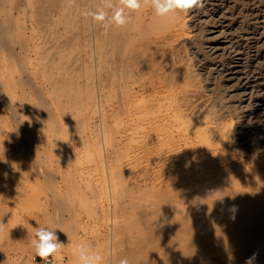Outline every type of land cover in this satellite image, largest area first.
Segmentation results:
<instances>
[{"label": "rangeland", "instance_id": "obj_1", "mask_svg": "<svg viewBox=\"0 0 264 264\" xmlns=\"http://www.w3.org/2000/svg\"><path fill=\"white\" fill-rule=\"evenodd\" d=\"M46 1L0 0V88L22 84L28 89H42L37 92L34 88V95H27L32 105L40 108V101L44 108L53 105L55 111L44 109V129L28 139L14 132L9 108L3 107L0 112V121L7 123L0 127L4 140L10 138L11 144L13 139L17 144L23 138L35 140H29L31 150L25 142L28 150L19 144L15 152H7L11 157L6 152L0 154V159L9 161L7 166L2 163L3 167L0 163V207L4 206L0 210V264H35L37 256L31 241L39 226L57 229L64 244L59 250V264H77L73 249L79 244L97 253L100 264H119L125 258L119 250L136 243L146 254L128 259L129 264H167V258L174 264H184L186 260H176L190 250V245L210 233L214 239L224 236L227 229L222 227H231L225 224L231 220L219 224L224 216H218L219 203L228 190L236 189L242 202L250 193L264 190V184L251 189L211 181L218 175L234 176L241 171L250 175L264 172V0H201L189 10H177L167 18L154 20L150 0H140L138 10L125 8L124 15L142 12L135 26L142 34L131 42L139 64L129 76L140 73L157 81L154 87L147 79L145 86L140 88L138 82V86L130 84L127 89L116 56L108 52L105 59L110 68L106 70V60L97 52L93 20L85 15L91 11V0ZM42 2L54 7L51 10L45 6L51 12L44 10ZM26 119L29 117H22ZM168 132L174 135L170 137ZM17 161L19 164H15ZM15 172L19 177L24 175L22 182ZM14 178L18 179L15 184ZM259 178L264 183V175ZM204 185L220 190L206 196L201 192ZM210 219L217 223L212 220L214 225L204 224ZM176 222L185 230L180 231ZM196 223L203 224L197 225L199 230ZM150 228L168 230L169 238L168 232L162 236L169 241L162 237L150 240ZM190 240L192 243H188Z\"/></svg>", "mask_w": 264, "mask_h": 264}, {"label": "bare ground", "instance_id": "obj_2", "mask_svg": "<svg viewBox=\"0 0 264 264\" xmlns=\"http://www.w3.org/2000/svg\"><path fill=\"white\" fill-rule=\"evenodd\" d=\"M37 1V0H36ZM46 1V0H45ZM49 1V0H48ZM51 1V0H50ZM53 1V0H52ZM51 1V2H52ZM59 1V0H58ZM58 1H56V2H58ZM87 1V0H86ZM38 2H40V1H38ZM47 2V1H46ZM50 2V4H52L53 5V3H51ZM111 2H112V4L114 5V6H117V7H119L120 5H118L117 4V0H116V3H114L115 1L114 0H111ZM43 3V2H42ZM42 3H40V5L42 4ZM33 4H36V3H33ZM48 4V3H47ZM49 4V5H50ZM55 4V3H54ZM58 5H59V2L57 3ZM39 5V6H40ZM43 5H44V3H43ZM56 5V4H55ZM58 5H56L57 6V8H58ZM73 5H74V2H73ZM75 5H76V3H75ZM35 6H37L36 7V9L38 8V10L39 11H42V9L40 8V7H38V5H35ZM45 6L46 7H51V6H48V5H44V7L43 6H41V7H43V8H45ZM103 6V4H102V0H91V11L92 10H94V9H96V8H99V7H102ZM77 7H79V5L77 6ZM40 8V9H39ZM54 8V7H53ZM52 7H51V10L53 9ZM151 8V7H150ZM46 9L47 8H45L44 10L46 11ZM56 9V8H55ZM38 10H36V11H38ZM50 10V9H49ZM48 10V11H49ZM51 10H50V12H51ZM79 10V9H78ZM43 11V14L44 13H48V11ZM57 11V10H56ZM105 11L107 12V15H108V17H111V15H112V10L111 9H107V8H105ZM128 11V10H127ZM133 12V11H132ZM40 13H42V12H40ZM46 13V14H47ZM55 13V12H54ZM131 13V12H130ZM46 14H44L45 16H46ZM134 14V13H133ZM141 15H142V12H141V10H139L138 12H136L134 15H132V16H129V15H125L127 18H128V23L126 24V25H124V26H116L114 23H112L111 24V26H110V29H109V31H107V32H105L104 31V29H103V27H102V22H100V21H94L93 19H92V17H91V19L93 20V37L95 38V41H96V45H97V48H98V53H100L101 54V57L102 58H104L105 59V57H108L107 55H108V52H112L115 56H116V62L117 63H119V65L118 66H122V74H123V82H124V85H125V87H126V89L129 87V85L131 84V85H134V84H137L138 82L141 84L140 85V88H141V86L142 85H146V82H147V79H149L150 80V82H149V80H148V82L154 87L155 85H156V83H157V81L156 80H154L155 78L153 77V79L152 78H149V77H145L143 74H140V73H138L136 76L135 75H132V76H129V74H130V72L131 71H133V70H135V64H139L138 63V61L137 60H135V58H136V50H132V48H131V42H132V39H133V37L134 36H137V35H139V34H142V32L139 30V29H137L135 26H137V23L138 22H140L141 21ZM48 16H50V18H51V15L49 14ZM44 17V16H43ZM155 17H160V16H157L156 14H154L153 15V18H152V20H154V18ZM161 18H167V15L166 16H163V17H161ZM79 20V19H78ZM77 20V21H78ZM52 21V20H51ZM47 22V21H46ZM83 22V21H82ZM43 23V22H42ZM75 24V23H74ZM9 26V25H8ZM79 26V25H78ZM164 26V25H163ZM43 27V26H42ZM60 27V26H59ZM11 28V27H10ZM9 28V29H10ZM3 29V28H2ZM46 29V28H45ZM42 30H44L43 28H42ZM7 31V30H6ZM92 31V30H91ZM50 32V31H49ZM78 32V31H77ZM1 33V32H0ZM3 33V32H2ZM103 33V34H102ZM101 34H102V36H101ZM0 35H2V34H0ZM87 35V34H86ZM163 35V34H162ZM67 36V35H66ZM75 36V35H74ZM73 36V37H74ZM146 36V35H145ZM153 36V35H152ZM161 36V35H160ZM49 37V36H48ZM70 37V36H69ZM157 37V36H156ZM162 37V36H161ZM153 38H155V37H153ZM66 39V38H65ZM69 39V38H68ZM85 39V38H84ZM64 40V39H63ZM152 40V39H151ZM154 41H155V39H153ZM156 40H159V39H156ZM70 41V40H69ZM77 41V40H76ZM75 41V42H76ZM99 41V42H98ZM145 41V40H144ZM143 41V42H144ZM60 42H61V40H60ZM60 42H59V44H60ZM72 42V41H71ZM94 42V41H93ZM145 42H147V41H145ZM149 42H151V41H149ZM153 42V41H152ZM156 42V41H155ZM57 43V42H56ZM64 43V42H63ZM69 43V42H68ZM72 43H74V42H72ZM83 43V42H82ZM137 45H138V42L136 43ZM51 45V44H50ZM63 45V44H62ZM69 45V44H68ZM93 45H95V44H93ZM109 45H110V47H109ZM59 46H61V45H59ZM58 46V47H59ZM66 47V46H65ZM95 47V46H94ZM144 47V46H143ZM68 48V47H67ZM93 48V47H92ZM137 48V47H136ZM59 49V48H58ZM66 49V48H65ZM89 49V48H88ZM94 49V48H93ZM177 49V48H176ZM175 49V50H176ZM52 50H54V49H52ZM157 50V49H156ZM159 50V49H158ZM55 51V50H54ZM79 51V50H78ZM94 51H95V49H94ZM88 52H89V50H88ZM54 53V52H53ZM172 53V52H171ZM74 55V54H73ZM76 55V54H75ZM95 56H96V53H95ZM172 56V55H171ZM54 57V56H53ZM69 57V56H68ZM95 58V57H94ZM110 58V57H109ZM50 59H52V57H50ZM49 59V60H50ZM75 59V58H74ZM86 59V58H85ZM96 59H97V57H96ZM106 60V59H105ZM114 61V60H113ZM147 61V60H146ZM177 61V60H176ZM84 62V61H83ZM82 62V63H83ZM95 62V61H94ZM96 63H97V61H96ZM187 63V62H186ZM183 64H184V62H183ZM105 69L106 70H108L110 67V63H109V61H105ZM103 65V66H104ZM69 66V65H68ZM99 66V65H98ZM100 66H101V68H102V65H101V63H100ZM144 66V65H143ZM75 67V66H74ZM135 67V68H134ZM79 68V67H78ZM100 68V67H99ZM113 68V67H112ZM118 68V67H117ZM75 69V68H74ZM68 70V69H67ZM118 70H119V68H118ZM195 70V69H194ZM96 71V70H95ZM156 71V70H155ZM74 72V71H73ZM72 72V73H73ZM165 72V71H164ZM96 73V72H95ZM103 73V72H102ZM119 73V72H118ZM135 73V72H134ZM97 74V73H96ZM108 74H110V73H108ZM118 75V74H117ZM195 75V74H194ZM198 75V74H197ZM108 76V75H107ZM167 76V75H166ZM168 76H170V75H168ZM168 76H167V78H168ZM177 76V75H176ZM100 77H101V75H100ZM161 77V76H160ZM56 78V77H55ZM99 78V77H98ZM106 79H107V77H106ZM106 79H105V82H107L106 81ZM169 79V78H168ZM59 80H60V78H59ZM62 80V79H61ZM117 80H119V79H117ZM155 81V83H153L154 81ZM96 81H97V78H96ZM109 81H110V77H109ZM153 81V82H152ZM54 82V81H53ZM168 82H171V80L170 81H168ZM190 82V81H189ZM149 83L147 84V85H149ZM153 83V84H152ZM176 83V82H175ZM13 84V83H12ZM21 84V83H20ZM83 84V83H82ZM117 84V83H116ZM118 84H119V82H118ZM180 84V83H179ZM4 85H6V84H4ZM66 85V84H65ZM12 86V85H11ZM118 86V85H117ZM137 86H138V84H137ZM4 87H6V86H4ZM40 87V86H39ZM70 87V86H69ZM99 87V86H98ZM143 87V86H142ZM172 87V86H171ZM30 88V87H29ZM35 88V87H34ZM34 88H30V89H28V88H26L25 86H23L22 84H21V86H19L18 85V87H6V88H0V112L2 111V109H3V107H5V109L6 108H9L11 111H9V112H11V114H10V116H11V123L12 124H14V129L16 130V131H14L15 133H21V135H22V137H24V138H31L30 137V135L34 132V133H36L37 135L39 134H41V132H40V130L41 129H44L43 127H44V125H46L45 124V119H44V116H41V113H44V112H46V111H44V109L45 108H48L49 106H48V104H49V102L47 103V105L46 106H48V107H45L44 108V104H43V102H40V101H38L39 103H40V108H41V110H39L40 108H39V105L37 106V107H35L34 108V106L32 105V100L27 96V95H29V94H32V95H34V93L35 92H32L33 91V89ZM40 88H42V86L40 87ZM57 88V87H56ZM119 88V87H118ZM147 88H148V86H147ZM156 88H157V86H156ZM39 89V88H38ZM38 89H36L35 88V90L38 92ZM138 89V88H137ZM40 90V89H39ZM42 90V89H41ZM40 90V91H41ZM43 90H44V88H43ZM190 90H191V88H190ZM128 91V90H127ZM176 91V90H175ZM45 91H43V93H44ZM131 92V91H130ZM132 93V92H131ZM171 93V92H170ZM38 94V93H37ZM36 94V95H37ZM125 94H126V91H125ZM122 95V94H121ZM120 95V96H121ZM167 95V94H166ZM166 95L164 96V97H166ZM169 95V94H168ZM30 96V95H29ZM40 96H42L41 95V92H40ZM45 96H47V95H45ZM44 96V97H45ZM119 96V97H120ZM132 96V95H131ZM114 97H116V96H114ZM159 97V96H158ZM157 97V98H158ZM32 98H33V96H32ZM38 99V96L37 97H35V99ZM48 98V97H47ZM42 99V98H41ZM128 99V98H127ZM31 100V101H30ZM34 100V99H33ZM35 101V100H34ZM34 101H33V103H34ZM45 101V100H44ZM46 101H49V99L48 100H46ZM119 101H120V98H119ZM127 101V100H126ZM126 101H124V102H126ZM146 101V100H145ZM167 101V100H166ZM195 101V100H194ZM37 102V101H36ZM38 102H37V104H38ZM51 102V101H50ZM45 103V102H44ZM121 103V102H120ZM132 103H133V101H132ZM46 104V103H45ZM112 104V103H111ZM134 104V103H133ZM35 105V104H34ZM52 105V104H51ZM184 105V104H183ZM134 106V105H133ZM140 106H141V103H140ZM143 106V105H142ZM51 107V106H50ZM52 107H53V105H52ZM52 107L49 109V110H51L52 109ZM138 107V106H137ZM149 107V106H148ZM140 108V107H139ZM5 109H4V111H5ZM8 109V110H9ZM123 109V108H122ZM126 109V108H125ZM137 108H134V110H136ZM145 109V108H144ZM7 110V109H6ZM46 110V109H45ZM53 110V112H55L54 111V109H52ZM51 110V111H52ZM133 110V111H134ZM172 110V109H171ZM51 111H49V114H51L50 112ZM124 111V110H123ZM8 112V111H7ZM57 112V111H56ZM126 112H128V111H126ZM169 112V111H168ZM213 113V112H212ZM1 114H3V113H1ZM1 114H0V118H1ZM5 114V113H4ZM40 115V116H39ZM42 115H46V113L45 114H42ZM115 115H116V113H115ZM171 115V114H170ZM29 117V120H22V117ZM47 116H48V113H47ZM51 116V115H50ZM55 116V115H54ZM51 117H53V116H51ZM51 117H50V119H51ZM53 118H55V120L57 119V118H59V117H53ZM52 118V119H53ZM135 118V117H134ZM142 118H145V117H142ZM3 119H4V117H3ZM20 119V120H19ZM25 119V118H24ZM51 119V120H52ZM148 119V118H147ZM146 119V120H147ZM167 120V119H166ZM173 120V119H172ZM53 121V120H52ZM150 121V120H149ZM3 122H5L4 120H1L0 121V127H5V126H7V123H3ZM37 122V123H36ZM47 122H48V120H47ZM49 122H51V121H49ZM58 122V121H57ZM151 122V121H150ZM179 123V122H178ZM194 123V122H193ZM52 124H54V123H52ZM60 125V123H57V125ZM129 124V123H128ZM168 125H170V124H168ZM53 126V125H52ZM157 126V125H156ZM160 126V125H159ZM162 127V126H161ZM168 127V126H167ZM166 127V128H167ZM174 127V126H173ZM216 127H218V126H216ZM55 128H56V125H55ZM188 128V127H187ZM212 128V127H211ZM214 128V127H213ZM47 129V128H46ZM49 129V128H48ZM53 129V128H52ZM51 129V130H52ZM56 129H59L58 127L56 128ZM145 129V128H144ZM5 130V129H4ZM51 130H49V131H51ZM55 130V129H54ZM54 130H52V131H54ZM60 130V129H59ZM11 131V130H10ZM12 131H13V129H12ZM38 131H39V133H38ZM42 131V130H41ZM48 131V132H49ZM163 131V130H162ZM217 131H219V130H217ZM0 132H1V130H0ZM7 132V131H6ZM58 132V130L55 132V133H57ZM46 133V132H45ZM162 133V132H161ZM2 133H0V140L2 141L1 143H0V154H2V153H5V154H7V155H10V154H12V153H10L11 151H14L15 152V150H16V147H17V145H19V144H21V145H26V143H27V146H28V148L30 147V145L32 146V142H29V140H31V139H29V140H27L26 141V139L24 140V138L22 139V141L20 142V143H14V139H13V143L11 144L8 140L10 139H8L7 141L6 140H4V135L2 136L1 135ZM7 134V133H6ZM5 134V136H7L8 134H9V131H8V134L6 135ZM11 134V133H10ZM54 133H50V135H53ZM58 134V133H57ZM171 134V135H170ZM172 132L171 133H169L168 132V135L171 137L172 136ZM192 134V133H191ZM213 134H215V133H213ZM16 135H18V134H16ZM20 135V134H19ZM18 135V136H19ZM59 135H61V133L59 134ZM59 135H57L58 137H59ZM156 135V134H155ZM174 135V134H173ZM46 136H48V135H46ZM191 136V135H190ZM193 136V135H192ZM195 136V135H194ZM8 137V136H7ZM12 137V136H11ZM17 137V136H16ZM33 137H35V135L33 136ZM186 137V136H185ZM13 138V137H12ZM19 138H20V136H19ZM49 138V137H48ZM52 138V137H51ZM167 138V137H166ZM36 139V138H35ZM40 139H42V138H40ZM50 139V138H49ZM49 139H47V141L49 140ZM59 139H60V137H59ZM154 139V138H153ZM175 139V138H174ZM188 139V138H187ZM24 140V141H23ZM162 140V139H161ZM172 140V139H171ZM201 140V139H200ZM199 140V141H200ZM230 140V139H229ZM11 141V140H10ZM31 141H35V140H31ZM57 141H59V140H57ZM57 141L55 142V143H57ZM26 142V143H25ZM44 142V141H43ZM178 142V141H177ZM202 142V141H201ZM31 143V144H30ZM35 143V142H34ZM34 143H33V145H34ZM60 143V142H59ZM186 143V142H185ZM41 144H42V142H41ZM45 144V143H44ZM47 144V143H46ZM50 144V143H49ZM12 145H14V147L15 148H13V146ZM53 145V144H52ZM59 144H57V148L59 147L58 146ZM169 146V145H168ZM167 146V147H168ZM24 147H26V146H24ZM46 147H47V145H46ZM205 147V146H204ZM221 147V146H220ZM207 148V147H206ZM26 149H27V147H26ZM30 149V148H29ZM49 149V148H48ZM211 149H212V147H211ZM28 150V149H27ZM31 150V149H30ZM29 150V151H30ZM58 150H59V148H58ZM194 150V149H193ZM210 150V149H209ZM57 151V150H56ZM7 152H9L10 154H8ZM53 152V151H52ZM32 153V152H31ZM5 154H4V156H5ZM17 154V153H16ZM37 154V153H36ZM35 154V155H36ZM53 154V153H52ZM58 154V153H57ZM226 154V153H225ZM33 155H34V153H33ZM38 155V154H37ZM3 155H1V157H2ZM13 156V155H12ZM16 156H19V154H17ZM15 156V154H14V156H13V159H16V158H14V157H16ZM32 156V155H31ZM8 157H11V155L10 156H8ZM57 158H58V156H56ZM6 158H7V156H6ZM23 158V157H22ZM32 158L33 159H36V157H33L32 156ZM39 158V157H38ZM264 158V157H263ZM9 159V158H8ZM12 159V158H11ZM40 159V158H39ZM38 159V160H39ZM211 159V158H210ZM228 159V158H227ZM250 159V158H249ZM2 162H0L1 164L2 163H5V165L6 164H8L9 163V161L7 160V161H5V159H0ZM18 160V159H17ZM38 160H36V162L38 161ZM11 161V160H10ZM39 161H41V160H39ZM7 162V163H6ZM20 162H21V160H20ZM42 162V161H41ZM216 162V161H215ZM12 164H13V161L11 162ZM19 164V162L17 161V162H15V164ZM0 164V165H1ZM216 164V163H215ZM40 165V164H39ZM43 165V164H42ZM173 165V164H172ZM254 165H256V164H254ZM7 166V165H6ZM5 166V167H6ZM9 167H11L10 165H8ZM18 166V165H17ZM25 167H27L26 166V163H25V165H24ZM41 166V165H40ZM2 167H3V164H2ZM29 167V166H28ZM244 167V166H243ZM1 168V167H0ZM19 168H20V166H19ZM214 169H215V167H213ZM252 168H253V165H252ZM15 169V171H16V169L17 168H14ZM14 169H13V171H14ZM25 169H27V168H25ZM30 169H32V168H30ZM30 169H28V171H30ZM236 168H233V170H235ZM242 169V168H241ZM249 169H251V167L249 168ZM24 170V169H23ZM19 171H21V170H19ZM27 170H24L23 172H28ZM226 171V170H225ZM17 172V171H16ZM16 172H15V174H16ZM33 172H35V171H33ZM41 172H43L44 173V171H41ZM244 171H241L240 173H238V175H234V176H232V175H230V174H225V175H218L216 178L214 177L211 181L212 182H218L219 183V185H221V183L223 184V185H225V184H227V185H245V186H247V187H253V188H255V187H260V186H263L262 184H264V183H262L261 181L259 182V176H262V175H264V172H261L259 175H250V174H245V173H243ZM235 173V172H234ZM20 174V173H19ZM5 175V174H4ZM9 175V174H8ZM10 175L12 176L13 174H11L10 173ZM16 175H18V174H16ZM23 175V174H22ZM22 175H20V177H19V175L17 176V178H19V180H20V178H21V176ZM29 175V174H28ZM32 175V174H31ZM3 176V175H2ZM7 176V175H6ZM13 177V176H12ZM15 177V176H14ZM23 177H24V175H23ZM0 178H2V177H0ZM5 178V177H4ZM16 178V177H15ZM14 178V179H15ZM27 179H29L28 177H26ZM191 178H194V177H191ZM210 178V177H209ZM7 178H5L4 179V181L6 180ZM11 179V178H10ZM12 180V179H11ZM18 180V179H17ZM16 179H15V181L13 182L14 184H15V182L17 181ZM197 180V179H196ZM21 181V180H20ZM11 182V183H12ZM18 182V181H17ZM22 182V181H21ZM30 182V181H29ZM28 182V183H29ZM12 183V184H13ZM17 184V183H16ZM18 184H20V183H18ZM22 184H24L25 185V183H22ZM7 185H9V184H7ZM17 186V185H16ZM23 186V185H22ZM214 186V185H213ZM19 187L17 186V189H18ZM21 188V187H20ZM24 188H26V187H23V189ZM264 188V187H263ZM22 189V188H21ZM26 189H28V188H26ZM24 190V191H27V190ZM55 189V188H54ZM192 189V188H191ZM252 189V188H251ZM7 190V189H6ZM56 190V189H55ZM199 190V189H198ZM220 189H218V187L217 188H213L212 187V185L211 186H209V185H204V188H203V190H201V192L202 193H204V194H206V196H208L211 192H214V191H219ZM236 190V189H235ZM235 190H234V192H228V191H230V190H228L227 191V193L225 194V195H223L224 197H223V199H222V201L219 203V204H221V207H220V214L218 215V216H224V217H222V218H220L219 219V224H220V222L222 223V222H226L227 220H231L232 221V223H230V222H227V223H225L227 226L228 225H230L231 227H227L226 228V226L224 227H222L223 229H227V231L226 230H224V233H223V235L224 236H219L218 238H216V239H214V238H212V236H210L212 233H210L209 234V236H205V237H203V238H201V240L200 239H198L199 240V242L198 243H196L195 245H190V247H189V251L187 250V253L185 254V255H181V256H178L179 257V259H177L176 261H178L179 263H182L183 261H185L186 260V262L184 263V264H228L229 262H233L234 264H264V190H262V192L261 191H259V192H257L256 194H254V195H251V193L250 192H248V193H250V195H247V196H245L246 198H245V200L242 202V200L243 199H238L237 198V196L239 195L238 193H236L235 192ZM21 191H23V190H21ZM21 191H20V194H21ZM23 191V192H24ZM169 191H171V189L169 190ZM191 191V190H190ZM237 191V190H236ZM240 191V190H239ZM196 192V191H195ZM199 192V191H198ZM200 192V193H201ZM210 192V193H209ZM243 192V191H242ZM209 193V194H208ZM220 193V192H219ZM241 193V192H240ZM245 193V192H244ZM253 193H255V192H253ZM23 194V193H22ZM25 195H28V193L26 192V193H24ZM23 194V195H24ZM181 194V193H180ZM185 195H186V193H184ZM203 195V194H202ZM177 196V195H176ZM209 196H211V195H209ZM155 197V196H154ZM169 197V196H168ZM203 197V196H202ZM205 197V196H204ZM203 197V198H204ZM242 197V196H241ZM206 198V197H205ZM216 198V197H215ZM243 198V197H242ZM174 199V198H173ZM172 199V200H173ZM192 199V198H191ZM220 199V198H219ZM159 200H160V198H159ZM175 200H177V199H175ZM215 200V199H214ZM168 201H170V200H168ZM167 201V202H168ZM179 201H180V199H179ZM188 201V200H187ZM217 201V200H216ZM151 203V202H150ZM154 203H156V202H154ZM179 203V202H178ZM186 203V202H185ZM3 204V203H2ZM1 204V205H2ZM9 204V203H8ZM191 204V203H190ZM202 204V203H201ZM4 205V204H3ZM162 205V204H161ZM203 205V204H202ZM201 205V206H202ZM8 206V205H7ZM3 208H4V206H2ZM2 207H0V210H2L3 208ZM2 208V209H1ZM199 208V207H198ZM157 209V208H156ZM178 209V208H177ZM202 209V208H201ZM219 209V208H218ZM151 210V209H150ZM167 210V209H166ZM200 210V209H199ZM214 210H215V208H214ZM217 210V209H216ZM158 210H156V212H157ZM143 213H144V211H142ZM167 212V211H166ZM166 212L164 213V212H162V214L164 213V214H166ZM1 213V212H0ZM148 213V212H147ZM159 214H161L160 212H158ZM172 213V212H171ZM204 213V212H203ZM150 214H151V212H150ZM211 214V213H210ZM209 214V215H210ZM205 215V214H204ZM208 215V214H207ZM228 215L230 216V217H228ZM142 216H143V214H142ZM146 217L148 216V215H145ZM217 216V217H218ZM152 217V216H151ZM157 217V216H156ZM155 217V218H156ZM166 217V216H165ZM207 217H209V216H207ZM216 217V218H217ZM144 218V217H143ZM154 218V219H155ZM162 218H164V217H162ZM197 219H198V217H196ZM195 218V219H196ZM216 218H213V219H216ZM172 219V218H171ZM183 219V218H182ZM199 219H200V217H199ZM212 219V220H213ZM218 219V218H217ZM216 219V220H217ZM139 220V219H138ZM162 220V219H161ZM178 220V219H177ZM189 220V219H188ZM194 220V219H193ZM192 220V221H193ZM206 220H208V218L206 219ZM211 220V219H210ZM212 220L208 223V221H206V222H204V224L205 223H207V225H209V226H212ZM216 220H213L214 222H216ZM143 221V220H142ZM149 221H150V219H149ZM179 221V220H178ZM177 221V222H178ZM156 222H159V220L157 219V221ZM176 222V223H177ZM182 222H184V224H185V221H181V223ZM188 222H190V220L188 221ZM147 223V222H146ZM166 223H168V222H166ZM175 223V224H176ZM194 223V222H193ZM217 223V222H216ZM216 223H215V225H216ZM159 224V223H158ZM163 223H161V225H162ZM175 224H174V226H175ZM202 224V223H201ZM201 224L199 225L198 223H196V226L197 225H199V227H201ZM218 224V225H219ZM223 224V223H222ZM224 224V225H225ZM151 225V224H150ZM149 225V226H150ZM188 225V224H187ZM189 225H191L190 223H189ZM192 225H194V224H192ZM203 225V224H202ZM214 225V224H213ZM148 226V227H149ZM179 226H180V228H181V224L180 225H178V223H177V226L176 227H178L179 228ZM205 226V225H204ZM217 226V225H216ZM143 227V226H142ZM145 227V226H144ZM143 227V228H144ZM151 227V226H150ZM176 227H174V228H176ZM195 227V226H194ZM193 227V229H195ZM215 227V226H214ZM213 227V228H214ZM218 227V226H217ZM165 228H167L166 226H165ZM165 228H163V231L165 230ZM189 228V227H188ZM192 228V227H191ZM207 228H208V226H207ZM222 228H221V226H220V230H222ZM145 229V228H144ZM158 229V228H157ZM169 229V228H168ZM177 229V228H176ZM182 229V228H181ZM197 229H198V226H197ZM197 229H195V230H197ZM211 231H213L211 228H209ZM63 230V229H62ZM150 230H151V228H150ZM172 230H174V229H171L170 230V233H171V231ZM185 230V229H184ZM183 229L182 230H180V231H184ZM187 230V229H186ZM190 230V229H189ZM199 230V229H198ZM202 230H204V228H202ZM217 231H219V227L216 229ZM65 231V230H64ZM63 231V232H64ZM66 231H68V230H66ZM70 231H71V229H70ZM177 231V230H176ZM178 231H179V229H178ZM193 231V230H192ZM209 230H207V232H208ZM210 231V232H211ZM216 231V232H217ZM162 232V231H161ZM159 232V231H157V230H151L150 231V233H149V237L151 238L150 240H153V238H155V237H162L163 238V236L162 235H164V233H165V235L164 236H166V232H168V230H166V232ZM173 232V231H172ZM191 232V231H190ZM200 232V231H199ZM216 232H214V233H216ZM69 234H71L70 232H68ZM68 233H66V235L68 234ZM178 233V232H177ZM186 233V232H185ZM188 233V232H187ZM186 233V234H187ZM201 233V232H200ZM172 234H174V233H172ZM171 234V235H172ZM194 234V233H193ZM197 234H198V232H197ZM205 234V233H204ZM219 234H221L220 232H219ZM218 234V235H219ZM60 235V234H59ZM170 235V236H171ZM175 235V234H174ZM173 235V236H174ZM190 235V234H189ZM208 235V234H207ZM62 236V235H61ZM169 236V232H168V235H167V237ZM172 236V237H173ZM196 236V235H195ZM197 236H199V235H197ZM171 237V238H172ZM176 237V236H175ZM185 237V236H184ZM191 237V236H190ZM214 237H215V235H214ZM169 238V237H168ZM179 238H180V236H179ZM178 238V239H179ZM183 237H181V239H182ZM185 238H187V237H185ZM163 239H166V240H168L169 241V239H167L166 237L165 238H163ZM192 239H194L193 237H192ZM8 240V239H7ZM187 240V239H186ZM189 240V239H188ZM11 241V240H10ZM18 241H20V240H18ZM173 241V240H172ZM184 241V240H183ZM193 241H197V239L196 240H193ZM9 242V241H8ZM20 242H22V241H20ZM171 242V241H170ZM185 242H187V241H185ZM195 242H193V243H195ZM12 243V242H11ZM176 243H178V241L176 242ZM188 243H192V241L190 240ZM6 244H7V241H6ZM131 244V243H130ZM166 244H167V242H166ZM173 244V243H172ZM179 244H181V243H179ZM183 244V243H182ZM11 245V244H10ZM18 245H19V242H18ZM25 245V244H24ZM171 244H169V248L172 246H170ZM197 245V246H196ZM21 246V245H20ZM126 246H128L127 248H125V246H123L124 247V249L122 250L121 249V247H120V249L121 250H119V251H121L120 253H121V255L123 256V257H126L127 259H132L133 257H137V256H139V255H141V256H143L144 257V254H146L145 253V251H144V249H141V247L139 246V244L138 243H136V244H133L132 245V247H131V245H126ZM180 246V245H179ZM181 246H184V245H181ZM186 246H187V244H186ZM188 246H189V244H188ZM187 246V247H188ZM21 247H25V246H21ZM178 248V247H177ZM184 248H185V246H184ZM175 249V248H174ZM179 249H180V247H179ZM182 249H183V247H182ZM181 249V250H182ZM185 250V249H184ZM183 250V251H184ZM168 251H170V249L168 250ZM173 251V249L171 250V252ZM182 251V252H183ZM179 253H181V251H178ZM186 252V251H185ZM177 253V251L175 250V254ZM178 253V254H179ZM184 253V252H183ZM170 253H168V255H169ZM173 254H171V256H172ZM177 255V254H176ZM201 255H203V257H201ZM167 256V255H166ZM171 256H167V257H171ZM176 257V256H175ZM162 258H164V256L162 257ZM161 258V259H162ZM171 258H173V257H171ZM250 258H252V259H250ZM156 259V258H155ZM174 259V258H173ZM157 260V259H156ZM164 260H165V258H164ZM166 260H168V263L167 264H171L172 262H169L170 260L167 258ZM165 260V261H166ZM175 260V259H174ZM159 261V260H158ZM161 261H163V259L161 260ZM164 261V262H165ZM181 261V262H180ZM237 261V262H236ZM62 262V260L60 261V263ZM166 263V262H165ZM172 264H174V263H172ZM176 264V263H175ZM178 264V263H177Z\"/></svg>", "mask_w": 264, "mask_h": 264}, {"label": "clouds", "instance_id": "obj_3", "mask_svg": "<svg viewBox=\"0 0 264 264\" xmlns=\"http://www.w3.org/2000/svg\"><path fill=\"white\" fill-rule=\"evenodd\" d=\"M150 3L155 14L163 17L177 10H189L193 6L199 5L201 0H150ZM102 4V7L89 11L85 15L91 16L94 21L102 22L105 32L109 31L112 23L116 26H124L128 23V18L124 15L125 8L138 10L141 6L140 0H119V7L114 6L111 0H102ZM105 8L112 10L111 17H108ZM56 230L47 226H39L35 229V238L32 239L31 243L35 255L45 262L64 247ZM73 253L77 258V264H100L101 257L83 244L76 245ZM119 264H129V261L125 257L120 259Z\"/></svg>", "mask_w": 264, "mask_h": 264}, {"label": "built area", "instance_id": "obj_4", "mask_svg": "<svg viewBox=\"0 0 264 264\" xmlns=\"http://www.w3.org/2000/svg\"><path fill=\"white\" fill-rule=\"evenodd\" d=\"M60 261L61 260H60L59 251L55 255L49 257L47 262L41 260L39 257L35 258V264H59Z\"/></svg>", "mask_w": 264, "mask_h": 264}]
</instances>
